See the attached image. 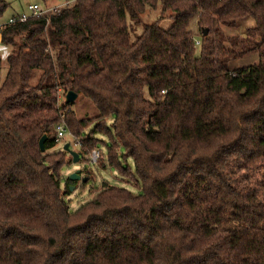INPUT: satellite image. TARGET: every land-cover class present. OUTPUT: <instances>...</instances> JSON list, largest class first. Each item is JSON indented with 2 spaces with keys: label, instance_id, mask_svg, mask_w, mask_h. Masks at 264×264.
Listing matches in <instances>:
<instances>
[{
  "label": "trees",
  "instance_id": "16d2710c",
  "mask_svg": "<svg viewBox=\"0 0 264 264\" xmlns=\"http://www.w3.org/2000/svg\"><path fill=\"white\" fill-rule=\"evenodd\" d=\"M146 9L172 24L130 41ZM246 18L243 37L225 33ZM0 44L13 47L3 81L0 58V264H264V0H76L6 26ZM68 91L92 103L108 164L139 193L103 183L70 210L72 158L48 150L61 121L75 136L92 123Z\"/></svg>",
  "mask_w": 264,
  "mask_h": 264
},
{
  "label": "rangeland",
  "instance_id": "374dc122",
  "mask_svg": "<svg viewBox=\"0 0 264 264\" xmlns=\"http://www.w3.org/2000/svg\"><path fill=\"white\" fill-rule=\"evenodd\" d=\"M8 3V7L3 12V18L7 19L13 12H18L20 8L25 10L26 4H35L36 2H41V0H6ZM69 5V4H68ZM59 10V8H58ZM170 11L166 12L163 18L159 19L161 15L160 9L150 10L146 9L144 13H142L139 17V24L137 26L132 25V21L129 19L128 23L130 25V41H134L137 36L142 33L143 26L152 24L154 22H158L159 26L167 29L171 26L172 20L168 17L170 15ZM3 19V20H4ZM254 25V20L252 18H246L244 20H240L235 28H224V31L227 35L230 36H241L245 35L246 28ZM192 28V26H191ZM13 47L9 45L0 44V58H1V81L4 80L6 72H7V56L12 52ZM259 61L258 54L252 53L247 56L238 59L235 62H232L230 66L234 69H240L249 65L257 64ZM71 110H73L75 114V118H84L85 121L91 122L83 131L82 135L75 136L71 134L66 129V124L61 121L59 124L62 125L66 132L61 139H58V143L51 149L48 150L50 153H61L63 146L68 143L70 145V149L79 152L80 151V143L84 138H96L101 142H98V149L100 150L101 156L97 163L93 164L89 160V154H86L81 157L80 161L72 162L69 161L66 167H63L61 173L62 179V187L64 186L65 180L69 178L70 174L80 170L81 177H87L86 182H82L81 180L75 181L74 185H69V193L64 196V199L69 203L70 210H76L82 204L91 200L96 193L97 189L101 188L103 183H107L112 186L122 187L130 190L134 193H139L141 191V187L139 185H135V183L130 179L119 174L118 168L108 164L107 162V145L109 143L113 144V141L110 137L104 136L101 134H93L91 129L94 125L93 116L96 115V111L94 106L89 100L79 96L74 101V104L71 106ZM78 117V118H77ZM112 118H109L106 121V125H111ZM101 123V122H100ZM116 145V144H115ZM116 149V148H115ZM118 152V150H117ZM120 154L124 151L121 148L119 150ZM64 156V155H63ZM60 157L58 155H54L52 159ZM70 158L69 154L66 153L64 159L68 161ZM120 164L122 166L128 165L132 171L134 169V164L132 159L128 158L126 160L120 159ZM264 165V164H262ZM84 171V172H83ZM72 187H74L72 189Z\"/></svg>",
  "mask_w": 264,
  "mask_h": 264
},
{
  "label": "built area",
  "instance_id": "2783aa9c",
  "mask_svg": "<svg viewBox=\"0 0 264 264\" xmlns=\"http://www.w3.org/2000/svg\"><path fill=\"white\" fill-rule=\"evenodd\" d=\"M76 0H65L61 6L57 7H43L38 4H26L25 10L14 15L10 16L7 20L5 21H0V38H1V31L4 29L6 26L16 24V23H23L26 22L28 19L33 18V17H40L48 13H54L58 12V8L60 9L63 6H66L68 4H71ZM196 44H198V41H196ZM66 130L62 125H57L56 127V137L57 139H61ZM101 153L100 150L98 149H93L90 154H89V160L91 163L95 164L98 162L100 159Z\"/></svg>",
  "mask_w": 264,
  "mask_h": 264
},
{
  "label": "water",
  "instance_id": "95a60500",
  "mask_svg": "<svg viewBox=\"0 0 264 264\" xmlns=\"http://www.w3.org/2000/svg\"><path fill=\"white\" fill-rule=\"evenodd\" d=\"M77 98V94L72 92V91H68L66 93V96H65V100H66V103H72L76 100ZM46 140V135H43L42 138L39 140V147H40V150L42 152L45 151V148H44V142ZM63 150H65L72 158V162H77L79 161V159L81 158L80 154L78 152H75L73 150L70 149V146L68 143H66L64 146H63ZM87 177H81L80 175V170H77L73 173L70 174L69 176V180L71 181H79L81 180L82 182H86L87 181ZM74 187H72L73 189Z\"/></svg>",
  "mask_w": 264,
  "mask_h": 264
},
{
  "label": "crops",
  "instance_id": "0c3cea01",
  "mask_svg": "<svg viewBox=\"0 0 264 264\" xmlns=\"http://www.w3.org/2000/svg\"><path fill=\"white\" fill-rule=\"evenodd\" d=\"M65 0H41V2H36L35 4H38L40 6H43V7H57V6H61L63 4ZM25 9V8H24ZM23 11V8H20L18 10V12H13V14H17V13H20ZM11 16V15H10Z\"/></svg>",
  "mask_w": 264,
  "mask_h": 264
}]
</instances>
